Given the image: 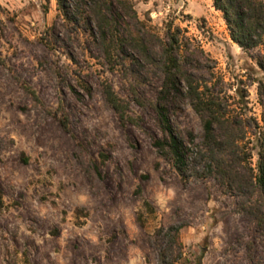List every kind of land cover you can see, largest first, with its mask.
Instances as JSON below:
<instances>
[{
    "label": "rangeland",
    "instance_id": "obj_1",
    "mask_svg": "<svg viewBox=\"0 0 264 264\" xmlns=\"http://www.w3.org/2000/svg\"><path fill=\"white\" fill-rule=\"evenodd\" d=\"M130 1L150 30L164 35L171 23L201 46L212 82L236 104L247 90L248 114L261 121L254 80L264 81V70L254 56H264V41L251 53L243 50L213 0ZM52 33L67 36L56 0H0V264H158L149 237L172 225L181 226L185 245L180 264H195L205 240L202 264H248L247 220L235 211L234 197L211 178L183 184L152 144L162 136L154 109L134 103L88 33L74 39L73 49L55 43ZM106 79L130 101L139 125L119 123L100 90ZM183 90L169 98L170 114L175 127L200 140V117ZM156 91L145 93L156 98ZM62 107L70 112V131L54 116ZM263 256L258 243L256 259Z\"/></svg>",
    "mask_w": 264,
    "mask_h": 264
},
{
    "label": "trees",
    "instance_id": "obj_2",
    "mask_svg": "<svg viewBox=\"0 0 264 264\" xmlns=\"http://www.w3.org/2000/svg\"><path fill=\"white\" fill-rule=\"evenodd\" d=\"M56 1L66 22L67 36L52 33L53 41L73 49L74 39L81 32L88 33L106 59L109 70L119 71L127 82L134 103L156 112L162 136L153 137V146L172 165L183 184L193 179L211 178L234 197L235 211L247 220L243 246L248 264H264V256L256 259L258 243L264 250V116L259 121L248 114L249 92L240 90L242 102L231 101L227 91L212 82L214 74L204 49L193 44L171 23L167 24L164 35L150 30L130 0ZM213 5L222 11L232 40L243 50L251 53L263 43L264 0H213ZM69 54L75 59L71 51ZM254 57L264 70V56ZM16 77L25 92L39 102L36 90L21 76ZM254 81L264 107V81ZM184 88L202 123L200 140L191 129L175 127L168 108L169 98L183 94ZM100 90L119 123L139 125V116L132 112L130 101L116 91L111 80L102 81ZM147 90H158L156 98L147 95ZM54 116L70 131L67 109L62 107L60 114ZM13 142L11 139L10 143ZM2 143L0 135V145ZM23 161H28L24 155ZM3 203L0 193V209ZM144 208L149 215L156 211L147 199ZM137 220L141 226L146 224L143 212L138 213ZM180 231V225L160 226L151 234L149 243L158 264H180L185 248ZM207 247L205 240L195 264H202Z\"/></svg>",
    "mask_w": 264,
    "mask_h": 264
}]
</instances>
